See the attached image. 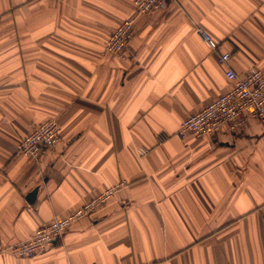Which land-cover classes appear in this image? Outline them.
<instances>
[{
    "label": "crops",
    "instance_id": "obj_1",
    "mask_svg": "<svg viewBox=\"0 0 264 264\" xmlns=\"http://www.w3.org/2000/svg\"><path fill=\"white\" fill-rule=\"evenodd\" d=\"M126 18L118 58L104 45ZM253 65L264 69V0H167L138 16L133 0H0V264H264V126L177 136L228 90L227 68ZM50 118L57 146L18 154ZM122 181L43 252H5Z\"/></svg>",
    "mask_w": 264,
    "mask_h": 264
},
{
    "label": "built area",
    "instance_id": "obj_2",
    "mask_svg": "<svg viewBox=\"0 0 264 264\" xmlns=\"http://www.w3.org/2000/svg\"><path fill=\"white\" fill-rule=\"evenodd\" d=\"M166 6L167 0H133V15L161 11ZM132 33V18L122 20L107 38L104 45L105 51L118 58H124ZM201 36L211 50L216 49L217 44L208 34L201 32ZM229 57V53H222L218 61L224 64ZM225 78L229 82L228 90L197 112L188 114L177 130L179 138L190 135L193 138L205 140L215 136L232 135L250 119L257 120L264 126V69L253 65L244 74H237L227 68ZM59 140L60 126L57 120L50 118L33 124L30 131L18 139L16 151L18 154L38 160L53 150ZM145 152V149H141L142 154ZM125 184L122 181L105 188L72 214L42 224L29 238L9 246L5 252L20 258H31L43 252L63 235L73 221L88 216Z\"/></svg>",
    "mask_w": 264,
    "mask_h": 264
},
{
    "label": "water",
    "instance_id": "obj_3",
    "mask_svg": "<svg viewBox=\"0 0 264 264\" xmlns=\"http://www.w3.org/2000/svg\"><path fill=\"white\" fill-rule=\"evenodd\" d=\"M36 189L35 190H33L28 196H27V201L28 202H31L33 199H34V197H35V194H36Z\"/></svg>",
    "mask_w": 264,
    "mask_h": 264
}]
</instances>
